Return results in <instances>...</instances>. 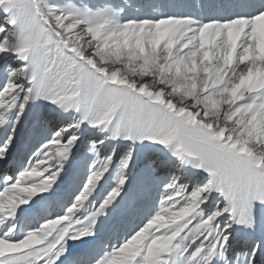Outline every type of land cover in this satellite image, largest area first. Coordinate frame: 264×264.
Wrapping results in <instances>:
<instances>
[{"label": "snow or ice", "instance_id": "obj_1", "mask_svg": "<svg viewBox=\"0 0 264 264\" xmlns=\"http://www.w3.org/2000/svg\"><path fill=\"white\" fill-rule=\"evenodd\" d=\"M0 264H264V0H0Z\"/></svg>", "mask_w": 264, "mask_h": 264}]
</instances>
